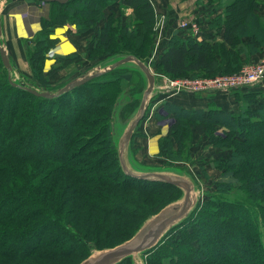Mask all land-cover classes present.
Returning <instances> with one entry per match:
<instances>
[{"label":"trees","instance_id":"16d2710c","mask_svg":"<svg viewBox=\"0 0 264 264\" xmlns=\"http://www.w3.org/2000/svg\"><path fill=\"white\" fill-rule=\"evenodd\" d=\"M263 2L195 0V6L209 8L204 24L219 40H198L192 32H171L168 26L170 34H162L150 65L174 79L235 74L264 52ZM124 8L131 9L129 17ZM51 11L47 20L41 18V29L23 40L32 43L25 55L33 81L19 83L44 91L64 86L52 87L42 70L46 53L58 43L51 35L66 25L75 27L70 36L96 61L94 66L120 55L147 65L153 53L157 16L152 0H69L51 3ZM77 57L56 55L47 75ZM136 75L142 77L137 69L123 66L47 99L13 86L0 55V264H79L92 251L125 242L147 218L181 197L173 185L132 178L119 165L110 95L93 88L114 83L126 89ZM240 98L234 110L161 102L175 121L161 141L162 155L181 161L189 148L188 134L195 132L228 157L213 161L221 172L214 190L204 192L194 211L142 254L145 264H264V96L255 92ZM43 131H52L57 141L46 139ZM131 194L136 207L127 208ZM123 215L129 216L124 222ZM119 228L125 232L113 237ZM227 233L238 234L237 242ZM227 242L229 254L243 250L248 259L235 261L212 252L214 245ZM117 264H132L131 258Z\"/></svg>","mask_w":264,"mask_h":264},{"label":"rangeland","instance_id":"374dc122","mask_svg":"<svg viewBox=\"0 0 264 264\" xmlns=\"http://www.w3.org/2000/svg\"><path fill=\"white\" fill-rule=\"evenodd\" d=\"M152 2L155 7V13H156L157 18L155 20L156 23L153 28V36H154L153 48H152L153 53L150 55L147 65L150 66L155 76L156 85L158 87H161V86L163 87L166 81L165 77L167 76L156 72L150 65V63L154 61L155 57H153V55H155V53L157 52V48L159 47L161 43V39H160L161 33H164L166 27L168 26L172 28L171 32L178 31L180 33L182 32L188 33L189 32L188 30H184V31L181 30L179 26L181 22L184 20H194L197 22V20H201L203 18L204 22L201 21L199 22V24L197 22L198 27L199 26L200 27L198 29V33L195 35L199 36L202 29H204L203 25L205 26L204 23L206 19H208V17L206 16V13H208L210 10L207 7L203 8V7L195 6L194 5L195 0H152ZM1 3L2 2H0V6L3 5V3L2 4ZM262 4L263 5L260 7L261 15L264 14V2ZM40 5H44L45 11H47L48 13L47 18H49L52 12L51 4L46 6L45 4L40 3ZM123 12H124L125 17H129L132 13L131 9L129 8H124ZM162 16L165 21V24L161 27L160 20ZM263 18H264V15H263ZM67 37H69L68 39L70 40V43L74 47V50L64 52L63 55L70 56L72 54H76L78 55V57L77 59H74L70 64L64 66L63 70H59V71L54 72L51 75H47L50 68L49 69L46 68L47 67L46 62H49L50 60L52 64L55 61L56 55H59V54L55 55L51 53V50H53L56 46L48 50V52L45 55V62L43 65L42 72L44 74L46 81L51 83L50 85L52 87H60L66 84V82H68L69 80L74 79V77L75 78L78 77V75L82 74L83 71L89 68H91L90 70H92V68L96 67L94 66L96 61L93 59L92 60L90 59L91 55H89V53H87L86 51H82L83 48H78L76 44L74 43V39L71 38V36H67ZM27 45L32 46V43L26 42V41H22L20 43V47H22V52L24 55H25V48ZM263 57H264V52L261 56L250 60L249 63L244 64L241 67V69L244 67L247 68L249 65L253 66V65L260 64L262 62L261 60ZM10 61L13 66L14 64L11 58H10ZM109 62L110 60H107L106 63H109ZM13 69L14 70L12 71L11 76L14 81L16 82L21 81V80H24V81L32 80L33 81L32 79L33 74L30 69L25 72L20 71L21 75L19 72H17L15 68ZM214 76H217V75H214ZM133 78L135 79V81L128 84L126 89H121L118 84H114V83L110 85L108 84L104 88H100L99 86H95L93 88L95 93L98 91L100 93H106L110 95V103H111V107L113 108V116H112L111 123L114 126L112 129V137L115 142V145L117 144L118 138L121 135L123 128L126 126L129 117L133 114V111L137 108L136 104L137 103L139 104L141 97H142V93L140 92L145 87L143 86L144 81H145L143 76L140 77L136 75V76H133ZM178 78H188L192 80L198 77L183 76V77H178ZM202 78H206V77H202ZM259 86H261L264 89V83H261V84H253L250 86L236 88L235 90H230L228 92L221 91V92H207V93H194V94H185V93L173 94V92H166V91L163 92V91L155 90L154 93L156 94L154 98L152 99L153 102L150 101V105L148 107L149 109L145 113L143 119L138 124L136 133L133 135L130 141V144L132 142L131 150H130V145H129L131 165H133L136 169H141V170H153V169L167 170L168 168H170L171 170H175L178 172L182 171L183 173L189 174V176L194 178L193 179L194 183L198 187V188L196 187V189H197L199 197H202L204 192H211V190H214L213 182L219 179V175L221 173L215 167L214 162L220 163L219 161L220 160L223 161L224 158L228 157V155H225L226 152L224 151L222 152L219 148H214L211 145H208L207 138L205 136H200L199 134H196L195 132H191L190 134H188L190 137V140L188 142L189 148L186 151L185 155L183 157L181 156V161H174L172 160V158L168 159L167 155L166 156L162 155L163 151L161 150L162 149L161 147H163V145H161V141L166 137L165 135L167 133L168 128L171 125H173L175 121L174 119L171 118V116H167L166 113H164L163 108L160 107L161 102L173 96H176V97L181 96L182 98L184 96H187L186 98H189L190 101L193 99H197L200 101L209 100V102L205 105L206 107L203 106L204 108H208L209 106L215 105V106H218L224 109L234 110L236 108V105L239 103L238 101L239 96L244 93L243 91L245 89L250 90L254 87H259ZM232 97L234 98V101L236 102L232 101ZM215 99H219L221 101L223 100V102L218 104L217 102H215ZM169 100L172 101V99H169ZM193 107L195 106H187V108H193ZM220 132L221 131L218 130V133ZM43 135L46 139H49L51 137L52 141L53 140L57 141L56 136L52 133V131L51 132L45 131ZM254 137L255 136L253 135V138ZM169 146L171 147L172 145H169ZM173 148L174 147H172V149ZM167 166L169 167L167 169H164ZM143 193H146V192H143ZM143 193L141 197L146 198L150 205L153 204L154 200L150 198V195L148 193L147 194H143ZM132 197L133 196L131 194V199L125 202L127 208L136 207L135 206L136 204L132 200ZM128 217H129L128 215H126V217L125 215H123L120 217V219L122 222H124L128 219ZM48 224L49 222L46 221V225ZM124 232H125L124 228H119L118 232L114 233L112 236L115 237L116 234L122 236ZM34 236H37V233L34 234ZM226 237L229 238L230 240H233L235 243L237 242L239 238L238 234H235V233H227ZM37 238L38 237L35 238L36 239L35 241H37ZM125 238L126 237H123V239ZM33 242L34 240H32L31 243ZM229 242H227L226 245L220 246V247H218L219 245H214L212 248V252L213 251L220 252L221 258H225V259L231 258L233 256L235 257V261H240L242 259L243 260L248 259L249 256L246 253H244L243 250L240 253H238L237 256H234L233 254H229L230 249H231V248H227V246L230 244ZM64 245H67V244L64 243ZM69 245L71 246L73 244L69 243L67 247H69ZM210 255H212L211 256L212 258H215L213 256L214 253H210ZM143 261H144L143 264H145L144 255H143Z\"/></svg>","mask_w":264,"mask_h":264},{"label":"water","instance_id":"95a60500","mask_svg":"<svg viewBox=\"0 0 264 264\" xmlns=\"http://www.w3.org/2000/svg\"><path fill=\"white\" fill-rule=\"evenodd\" d=\"M34 1H38L47 6L51 3L64 4L69 0ZM0 55L3 67L8 71V80L13 86L27 90L34 96H40L47 99L60 97L64 93L89 82L92 78L98 77L122 66L132 67L141 73L145 79V87L141 92V100L136 111L129 117L116 144L119 165L121 166L123 173L132 178L142 179L151 183L162 182L173 185L181 192V197L168 203V205L164 206L160 211L147 218L131 238L125 242L116 245L111 249L92 251V254L79 264H117L128 257L131 258L132 264H143L144 261L142 254L146 252V250L154 248L170 228L181 224L197 207L196 205L199 199L196 184L189 174L183 173L182 171L178 172L171 170L170 168L167 170H141L136 169L131 165L129 145L132 135L149 109L150 101L156 94L154 93L156 90V79L151 68L135 56L120 55L110 59L109 63L97 65L92 68V70H88L78 75V77L69 80L61 88L44 91L41 89H34L23 82L19 83L12 79L11 73L14 69L10 61V56L7 54L1 41V27ZM113 127L114 126L112 125V129Z\"/></svg>","mask_w":264,"mask_h":264},{"label":"crops","instance_id":"0c3cea01","mask_svg":"<svg viewBox=\"0 0 264 264\" xmlns=\"http://www.w3.org/2000/svg\"><path fill=\"white\" fill-rule=\"evenodd\" d=\"M0 2L3 3V5L0 6L1 41L4 48L6 49L7 54L10 56L15 69L21 75L20 71L25 72L29 69L26 57L22 52V47H20V43L23 40H29L33 34L40 29V20L41 18L46 19L48 17V13L45 11L44 5L33 2L31 3L27 0H0ZM203 28L204 29H202L198 39L218 38L219 40V36L214 32V30H211L206 25H203ZM169 32L170 29H165L164 34L161 33L160 36H162V34L163 36H168L170 34ZM74 33V26L66 25L56 28L53 36L51 37L58 39L59 43L53 50H51V53L55 55H63L64 52L73 51L74 47L70 43V40L68 39L69 37L67 36L73 35ZM46 63V68L49 69L51 61L49 60V62ZM243 92L244 93L238 98L239 101L241 99L240 97H244V95L248 96L255 92H260L262 96H264V89L261 86L254 87L250 90L245 89ZM186 97L187 96H184L183 98L181 96H173L169 99H172V101H175L178 105L181 104L182 106L186 107L195 106L196 108H204L203 106L209 102V100L200 101L197 99L190 101V99ZM232 101L236 102L234 101L233 97ZM215 102L219 104L222 103L223 100L221 101L219 99H215Z\"/></svg>","mask_w":264,"mask_h":264},{"label":"built area","instance_id":"2783aa9c","mask_svg":"<svg viewBox=\"0 0 264 264\" xmlns=\"http://www.w3.org/2000/svg\"><path fill=\"white\" fill-rule=\"evenodd\" d=\"M161 27L165 24L163 16L161 17ZM160 25V24H159ZM181 29H187L192 34L198 33V24L194 20H184L179 25ZM162 39V36H160ZM154 56V55H153ZM262 62L258 65H249L247 68H242L235 74H221L213 77L195 79L188 78H167L163 87L156 85V90L173 92V94L185 93H207V92H228L241 88L244 86H250L253 84L264 83V57Z\"/></svg>","mask_w":264,"mask_h":264}]
</instances>
